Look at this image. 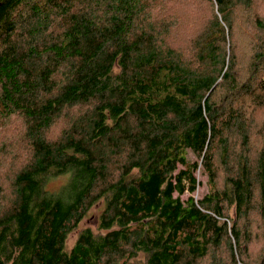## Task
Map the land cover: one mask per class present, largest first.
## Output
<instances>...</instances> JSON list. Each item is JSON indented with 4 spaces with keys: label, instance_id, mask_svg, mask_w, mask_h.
I'll return each instance as SVG.
<instances>
[{
    "label": "trees",
    "instance_id": "trees-1",
    "mask_svg": "<svg viewBox=\"0 0 264 264\" xmlns=\"http://www.w3.org/2000/svg\"><path fill=\"white\" fill-rule=\"evenodd\" d=\"M260 3L0 0V121L30 151L0 182V264H264Z\"/></svg>",
    "mask_w": 264,
    "mask_h": 264
},
{
    "label": "rangeland",
    "instance_id": "rangeland-1",
    "mask_svg": "<svg viewBox=\"0 0 264 264\" xmlns=\"http://www.w3.org/2000/svg\"><path fill=\"white\" fill-rule=\"evenodd\" d=\"M196 1V0H195ZM263 1V2H262ZM190 5L192 4V0H189ZM259 6V5H258ZM258 8V7H257ZM259 10L261 14H264V0H261ZM247 27V26H246ZM245 27V28H246ZM244 28H242L240 25L237 29V35L238 37H242L243 33L245 34L244 37H247L250 39L249 45L258 43L255 39L256 37L260 38L262 35L261 33L258 34L255 29H248V31H244ZM79 108H72L69 111L66 112V115L62 117L56 124H54L53 127L47 132V136H55L63 125H66L69 121H71V117L73 114L78 112ZM260 112H257V115ZM255 121L257 123H260L261 121H264V113L256 117L254 115ZM25 125L23 120L17 117H13L10 120L7 121H0V157L3 159L0 163V182H2L7 187L10 186V181L8 178L5 177V175H8L9 169L12 167L19 168L21 167L24 159L29 155V143L27 139L25 138L24 132H25ZM1 147L2 151H1ZM4 150V151H3ZM189 157L191 159H196L197 157L190 152ZM197 175L199 179H201V184L199 185L196 192H194L192 195L195 198H201L207 191H208V183H207V177L206 175H203L201 171L197 172ZM68 180L67 176H60L57 178L52 179L49 182V189L52 191H58ZM190 193H185L182 197L183 199H187ZM103 208V203L100 202L98 205L94 206L88 215L82 220V222L79 224L78 229L71 232L68 237V246L71 247L78 235V232L80 229L84 227H92L94 229H97L98 226V215ZM261 224L258 227L254 228V234L251 233V239L252 245L250 248L251 251V261L253 263L258 261L257 254L259 255L261 252L262 247L264 246V222L262 220H259ZM80 228V229H79ZM227 247L225 246L221 251L220 254L223 255L226 251ZM254 253H256L254 255ZM256 256V257H255ZM229 262V259H226V263ZM206 264H211V259H207ZM251 264V263H250Z\"/></svg>",
    "mask_w": 264,
    "mask_h": 264
},
{
    "label": "bare ground",
    "instance_id": "bare-ground-1",
    "mask_svg": "<svg viewBox=\"0 0 264 264\" xmlns=\"http://www.w3.org/2000/svg\"><path fill=\"white\" fill-rule=\"evenodd\" d=\"M45 227V226H44ZM50 227V226H49Z\"/></svg>",
    "mask_w": 264,
    "mask_h": 264
}]
</instances>
